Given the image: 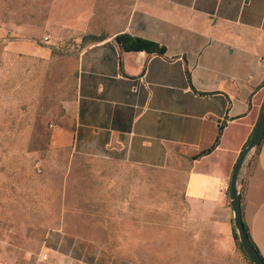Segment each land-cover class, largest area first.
Instances as JSON below:
<instances>
[{
    "label": "crops",
    "instance_id": "crops-1",
    "mask_svg": "<svg viewBox=\"0 0 264 264\" xmlns=\"http://www.w3.org/2000/svg\"><path fill=\"white\" fill-rule=\"evenodd\" d=\"M41 2L82 39L100 37L79 53L76 91L54 116L52 147L170 170L183 178L188 204L235 235L232 172L264 108V0ZM124 32L166 51H127L115 40ZM50 38L42 35L46 44ZM239 188L243 221L264 258V138L249 155ZM55 233L43 248L46 262L97 264L75 251L93 246Z\"/></svg>",
    "mask_w": 264,
    "mask_h": 264
},
{
    "label": "rangeland",
    "instance_id": "rangeland-1",
    "mask_svg": "<svg viewBox=\"0 0 264 264\" xmlns=\"http://www.w3.org/2000/svg\"><path fill=\"white\" fill-rule=\"evenodd\" d=\"M41 1L0 0L4 263L56 264L40 260L56 230L93 246L75 247L91 263L251 264L234 230L188 204L172 171L52 147L50 124L75 94L78 56L91 40L70 31L68 19L59 25Z\"/></svg>",
    "mask_w": 264,
    "mask_h": 264
},
{
    "label": "water",
    "instance_id": "water-1",
    "mask_svg": "<svg viewBox=\"0 0 264 264\" xmlns=\"http://www.w3.org/2000/svg\"><path fill=\"white\" fill-rule=\"evenodd\" d=\"M264 138V108L262 110L259 122H257L251 138H249L246 146L243 148L242 153L239 155L237 162L235 164V168L232 172L231 177V187L229 189L230 198H231V206L234 211V219L233 223L236 229V233L238 234L239 241L248 256L251 264H264V259L260 255V252L253 245L250 235L245 229L244 226V218L242 213V195L240 191L241 184V173L244 169V166L248 160L249 155H251L252 151L260 144L261 140Z\"/></svg>",
    "mask_w": 264,
    "mask_h": 264
},
{
    "label": "trees",
    "instance_id": "trees-1",
    "mask_svg": "<svg viewBox=\"0 0 264 264\" xmlns=\"http://www.w3.org/2000/svg\"><path fill=\"white\" fill-rule=\"evenodd\" d=\"M87 39L99 40L100 37H97L95 35L83 36V40H87ZM115 40H116V42H118L121 45L122 48L126 49L127 51L143 50V51H147L149 53H160V54H164L166 51V48L164 46L160 45V43L153 41V40L144 39V37L130 35V34H128V32L118 34L117 36H115ZM211 149L212 148H210L207 151H203L202 153H208L209 151H211ZM244 226H245V229L247 230V232L249 233L248 228H247L245 223H244ZM249 235H250V233H249ZM237 236H238V234L235 232L234 237L236 239L238 238ZM250 239L252 241L251 237H250ZM252 243L256 247V245L254 244L253 241H252ZM256 249L259 251V249L257 247H256Z\"/></svg>",
    "mask_w": 264,
    "mask_h": 264
},
{
    "label": "built area",
    "instance_id": "built-area-1",
    "mask_svg": "<svg viewBox=\"0 0 264 264\" xmlns=\"http://www.w3.org/2000/svg\"><path fill=\"white\" fill-rule=\"evenodd\" d=\"M43 39L46 40V41H48L49 36L48 35H44L43 36ZM52 126H53V124H50V127H52ZM40 260L41 261H47V260H49V253L47 251H43L40 254ZM0 264H5L4 261H3V259H0Z\"/></svg>",
    "mask_w": 264,
    "mask_h": 264
}]
</instances>
